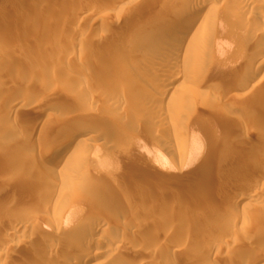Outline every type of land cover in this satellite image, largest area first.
I'll return each mask as SVG.
<instances>
[{
    "label": "rangeland",
    "instance_id": "obj_1",
    "mask_svg": "<svg viewBox=\"0 0 264 264\" xmlns=\"http://www.w3.org/2000/svg\"><path fill=\"white\" fill-rule=\"evenodd\" d=\"M75 1L80 10L73 12L65 4ZM120 1L0 0V86L18 70L36 81L0 102V189L13 199L0 209V244L11 246L0 264H21L38 252L34 233L12 234L17 223L37 222L42 234L64 216V237L82 240L74 232L78 221L107 207L127 211L118 219L123 231L104 237L118 243L117 251H105L93 264H247L264 248V206L258 198L234 204L232 194L238 188L264 195V172L257 169L264 167V38L258 37L264 4L249 5L236 19L223 16L211 38L220 41H212L216 60L196 61L208 67L207 77L177 79L175 97L151 107L152 93L170 87L169 77L161 63L149 69L151 58L132 43L150 34L154 21L147 15L161 2L127 0L131 9L118 10ZM19 100L22 108H8ZM39 115L46 130L34 135ZM90 117L94 122L82 125ZM63 125H82L69 143V161L53 175L39 174L40 155L68 144L54 134ZM176 128L183 134L176 136ZM15 157L21 162L14 164ZM55 181L68 183L67 194L48 206L44 193ZM209 196L218 205L206 208ZM189 229L194 236L185 237ZM204 232L213 240L203 243ZM74 252L84 261L90 255Z\"/></svg>",
    "mask_w": 264,
    "mask_h": 264
},
{
    "label": "bare ground",
    "instance_id": "obj_2",
    "mask_svg": "<svg viewBox=\"0 0 264 264\" xmlns=\"http://www.w3.org/2000/svg\"><path fill=\"white\" fill-rule=\"evenodd\" d=\"M125 1H127V0H124L123 2L120 1V3L118 2V5L120 7V8H118V10H120L124 7H126L125 9H128L127 7L130 5H128V3H125ZM218 1H220V0H160L161 4L159 3L160 4L159 8L158 9L156 8V10L151 12L150 14L148 13L149 15H147L148 17H147L146 21L147 22L154 21V22H152L153 24L147 26L149 31H150V34L148 36H146L145 39L139 40V42H133L132 44L134 45V47L137 50H139L138 52H140L141 55L143 54V56H149L151 58L149 60V63H147V65L149 64L148 65L149 69H153V68H155V66H158L159 63H161V70L166 72V76L169 77L168 85L170 86V87H159V88L155 89V91L152 93V96H151V100H150L151 102L149 101L150 102L149 105L151 107H153L156 104L155 103L156 101L163 103V101L165 99H171V98L175 97V95L177 93L176 89L178 88L176 86L177 79L183 78L185 76L186 77L189 76L191 79H198V80L199 79H205L207 77L208 73L210 72V71H208V67L206 69V67H202L200 65L198 66L196 64V61L199 60V58H201V59L209 60L210 64L213 65V62L216 60V58L213 55L214 52L212 49L214 47V42H212V41H214L215 39L211 40V38H212V36H215V31L218 32V30L221 28L223 16L226 17V14H227V17L229 19H236L237 15H241L245 11H247L246 9L249 5H251L252 7H254V6L256 7V6H261L262 4H264V0H221L222 3L220 4V6H218V5L216 6L215 3ZM76 2L77 1L67 2L65 4V6L67 5V7H69L70 11H73V12L80 10V7H79V5L76 4ZM233 2H236L235 6L232 8H229L230 3H233ZM77 3L79 4L80 1ZM139 3H141V2H139ZM139 3L136 5H139ZM151 3L153 4V2H151ZM159 4H157V5H159ZM118 5H116V6H118ZM225 5H227V7L229 8V9H227L228 12L226 11L227 7H225ZM150 6H149V8H150ZM141 7L142 8L139 7L140 10H142L144 12L145 7L144 6H141ZM112 8H114V7H112ZM129 9H131V6L129 7ZM135 9L136 10L133 11V14L137 12L138 7L137 8L135 7ZM111 10H113V9H111ZM147 11H149V10H147ZM147 11H145V12L147 13ZM39 21H41V20H39ZM263 21H264V16H263ZM107 35H108V37L105 36V38H106L105 42H109L110 39H113L114 37H116L118 35V33L114 31V32H110ZM258 37L264 38V32H260L258 34ZM215 41H216L215 46H217V44L220 41H218V43H217V39ZM209 43L211 44V46H210L211 48L209 49V51H206V48L209 46ZM250 59H252L253 61L256 62L258 57L251 56ZM178 63L179 64L183 63V64H181V66L183 65L181 70L178 67H175L176 65L179 66ZM187 63H190V65L187 66ZM87 73H90V72H87ZM243 79H244V77H243ZM255 79H258V77L252 76L251 81L253 82ZM34 83H36V81H34V78L32 76H27L26 72H24V70L16 71V73L12 76V78L6 80V82H2V84L0 86V102L5 101L6 99H8L12 95L14 96V94H17V93L20 94L21 93L20 90H23L24 87L30 86ZM242 85L243 86L247 85L246 80H244L242 82ZM253 86L255 87L256 85L254 84ZM171 88H172V91H171ZM233 94H235V92ZM179 101H180L181 105H183L184 103L185 104L187 103L182 99ZM23 103L24 102H22L20 100L15 101V103L9 105L8 108L19 110L20 108L23 107L22 106ZM146 105H148V104H146ZM140 111H138V112H140ZM194 112H195V110H194ZM230 113H231V111L229 112V114ZM41 118H42V116L39 115L38 119H36L35 122L34 121L32 122L31 130H32V134H34V135L35 134L39 135V133H42V132L44 133L46 130L45 129L46 128V121L40 120ZM180 120H182V119H180ZM91 122H94L91 117L85 118V120H83L82 125L87 124V123L89 124ZM82 125L80 127L72 126V125H68V126L63 125L59 129H57L58 131L54 132V134L57 135L60 140H61V136L65 137L66 139H69L68 144L63 145V146H60V145L56 146L48 154L44 153V154L40 155V162L41 163H40V168L38 171L39 174L53 175L59 168L63 169V167L65 166V163H67L69 161V158L71 156V154H70L71 152L68 151L69 150L68 148L70 145L69 143L73 139L75 140L80 136V130L82 128ZM182 132L183 131L181 129H177V128L174 129V134L176 136L182 135L183 134ZM70 137H71V139H70ZM75 144L76 145H74L75 146L74 149H76V150L79 149L80 143H75ZM226 145H229V144H226ZM200 151L201 150L197 151L198 152L197 155L200 154L199 153ZM199 156H197V157H199ZM197 157H195V158H197ZM6 159H7V157H6ZM193 159H194V157H193ZM13 162H14V164L20 163L21 162L20 157H15ZM44 162H46V163H44ZM257 169L260 170V172L261 171L264 172V167L262 165L258 166ZM260 184L264 185V181L262 180ZM220 185H222V184L220 183ZM68 186L69 185L66 181H62L61 183H59L58 181H55L54 183L49 185L50 188L44 193L45 197L47 199L46 200L47 205L50 204V202H52L54 200L56 195L64 196V193L67 194L65 192V189ZM213 188H214V186H213ZM220 188H221V186H220ZM237 189L238 188L233 189V194L231 192V194L235 197V198L233 197V201H232V202H234V204L235 203L238 205L248 204L250 202L252 203V201L254 199L258 198V200L260 201L259 202L260 206L261 207L264 206V195H261V196L258 195L257 196V194L255 192H246L245 190L240 191ZM7 191H8V189H6V188L0 189V209H6L7 207L10 206V204H12L13 199L7 198V196H8ZM214 191H215V189H214ZM160 194H162V193H160ZM159 198H160V196L157 198V200ZM203 198L205 199V197H203ZM234 199H235V201H234ZM155 200H156V198H155ZM157 200H156V202L159 203V201H157ZM216 200H217L216 198L209 196L205 199L204 204H205V206H206V203L208 204V206L209 205L216 206L215 204L218 205V203L215 202ZM211 206H209V207H211ZM206 208H207V206H206ZM124 213H127V211L123 210V209H117V210L115 209V211H113L107 207V208L101 209V211L92 215L91 217L86 218V220L78 221L80 223L79 224L77 223L78 226L76 228H74V232L80 233L81 236L84 237V238H82V240H74V239L70 240L68 238H67L68 239L67 240L64 237V236L68 235V234L64 235L62 233L63 230L65 231V225L68 223L67 220L64 218V216L58 219L59 225H57V226L53 225L51 227V230H49L47 232L45 231L46 233H44V231H42V234H41V229L39 228V225L36 224L37 222L36 223L30 222L31 221L30 220L27 223H22V222H21V224L17 223V225H14L11 228L12 234L17 233V232L27 233L28 231H30L32 234L33 233L35 234V237L37 239L39 238V241H37V242H40V246L38 245L39 243L38 244L36 243L39 246V248L38 247L37 248L40 250H38V249L36 250V248H35V250L38 251L37 252L38 254L36 252H32V254H30V256L28 258H26L24 261H22L23 263H21V264H54L55 261L54 262L49 261L50 260L49 257H48V260H46L44 258L41 259L39 256L40 255L43 256V254H46V255L49 254L51 257L55 258L57 260V264L59 261L60 262L62 261L63 264H93V261L96 260L98 257H100L102 255V253H104L105 251H107L109 253H114L117 251L118 243L115 241L116 242V244H115L114 240L110 239V242H109L106 239L108 238L107 235L110 236V234H112V235H115V237H116L117 231L118 232L123 231V228L119 224L120 221L118 219H119V216L123 215ZM46 221H48V219ZM124 225H125V223H124ZM194 226H195V224H194ZM196 226H197V224H196ZM42 227L45 228V226H43V225H42ZM44 228H42V230ZM62 228H64V229L62 230ZM133 228L137 229V226L132 225V229ZM48 229H50V227H48ZM44 230H46V229H44ZM192 234H193L192 230L189 229V231H187V234L185 237H188L190 235L194 236V234L193 235ZM112 235L110 237H112ZM73 236L74 235H72V237ZM105 236L107 237L106 239H104ZM210 236L211 235H209L207 232H204L203 243H204V240L205 241H208V240L212 241L213 240L212 237L215 235H213L212 237H210ZM35 237H33V239ZM114 239L116 240V238H114ZM117 239H120V237L119 238L117 237ZM200 239H201L200 241H202L201 237H200ZM121 241H122V239H121ZM203 243H201V244H203ZM212 243H214V242H212ZM25 244H27V243H24V245ZM206 245H208V244H206ZM60 246L63 250L58 252V249L59 250L61 249ZM19 247H20V245H19ZM262 248L260 247L259 248L260 251L255 252V257L251 258L247 262V264H258V262L264 258L262 256L264 254V248L263 249ZM10 249H11V246H9V244H7V245H5V244L1 245L0 244V262H2L1 259L4 255V253L8 252ZM209 249L210 248H208V250ZM35 250H33V251H35ZM74 250H76L77 252H83L85 254L88 253L90 255L84 261V259L81 260L77 256V254H75V252L73 253ZM61 252H63L62 254H64V255L67 253L68 254L71 253V254L76 255V256H73V257L69 256V257H64V258L62 257L61 258L60 257ZM136 252H137V250H136ZM62 254H61V256H62ZM82 257H83V255H82ZM229 257H231V256H229ZM53 258H51V260ZM263 260H261V261H263ZM227 261L230 262L231 258ZM235 261L239 262V260H236V259H235ZM148 263L150 264V262H148Z\"/></svg>",
    "mask_w": 264,
    "mask_h": 264
}]
</instances>
